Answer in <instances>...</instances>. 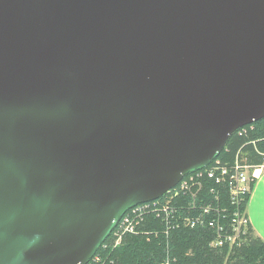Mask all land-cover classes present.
Wrapping results in <instances>:
<instances>
[{
	"label": "water",
	"instance_id": "1",
	"mask_svg": "<svg viewBox=\"0 0 264 264\" xmlns=\"http://www.w3.org/2000/svg\"><path fill=\"white\" fill-rule=\"evenodd\" d=\"M262 119L264 0H0V264H88Z\"/></svg>",
	"mask_w": 264,
	"mask_h": 264
},
{
	"label": "trees",
	"instance_id": "2",
	"mask_svg": "<svg viewBox=\"0 0 264 264\" xmlns=\"http://www.w3.org/2000/svg\"><path fill=\"white\" fill-rule=\"evenodd\" d=\"M253 143L264 152V119L243 127L228 140L224 150L217 157L221 163L230 165L237 152L243 154L251 165L259 166L264 163L262 155L256 153ZM204 187L198 199L194 201V209L200 212L206 206L214 209H225L217 216L214 211L203 215V219H222L226 224L230 215L236 210L227 193L225 183L216 184L204 178ZM249 190L242 196L239 212L246 217V207L254 186V178L249 181ZM168 194L150 202V209L160 210L165 205ZM217 197V198H216ZM192 197L181 195L178 199L170 200L168 205L176 208V215L184 218L192 210ZM151 211V210H150ZM150 211L145 215L136 234L127 235L119 246L108 244L110 235L97 250L88 264H264V242L255 234L251 226L245 227V234L232 245L224 244L219 247L211 245L215 231L206 225L193 227L183 225L182 221L172 214L168 215L169 228ZM190 218L193 214L190 213ZM228 227V226H226ZM97 257V260L94 258Z\"/></svg>",
	"mask_w": 264,
	"mask_h": 264
},
{
	"label": "built area",
	"instance_id": "3",
	"mask_svg": "<svg viewBox=\"0 0 264 264\" xmlns=\"http://www.w3.org/2000/svg\"><path fill=\"white\" fill-rule=\"evenodd\" d=\"M253 146L256 153L262 156L264 155V152L263 154L259 153L260 151L254 143ZM256 167L257 166L251 165L248 162V159L240 152L236 153L230 165L227 163L222 164L221 161L216 158L207 167L185 176L174 188L169 190L167 192L168 196L165 200V205L160 210L157 208L150 209L149 207H151V205H149V202L137 205L125 212L120 222L111 233V235L115 237L112 246H118L125 236L136 234L139 225L142 223L145 215L150 210V212L157 217H162L161 219L165 223L164 225H166L167 229L169 228L168 215L173 213V215L181 220L185 226L193 227L197 224H202L211 227L216 233L215 238L211 242L212 246L219 247L224 244H228L229 246L232 245L237 240H239L242 235L245 234V227L249 224V222H247V217H245L243 213H240L238 208L242 196H244L249 190L248 184L249 181L254 178L253 174ZM204 178L212 180L216 184H226L229 198L236 206V210H234L232 215H230L229 222L227 224L219 218L215 219V221L203 219V215H208L212 211H214L217 216L221 212L225 214V209L212 210V208L210 209L208 206H206L204 210L201 209L200 212L194 209V201L198 199V195L202 193L201 191L204 187L202 182ZM187 194L192 197V210H190L189 214H187L184 218H180L178 215H176V208L178 205L170 207L168 203L170 200L178 199L179 196ZM190 213L193 214L192 218L189 216ZM97 259V257L94 258V260Z\"/></svg>",
	"mask_w": 264,
	"mask_h": 264
},
{
	"label": "crops",
	"instance_id": "4",
	"mask_svg": "<svg viewBox=\"0 0 264 264\" xmlns=\"http://www.w3.org/2000/svg\"><path fill=\"white\" fill-rule=\"evenodd\" d=\"M254 186L246 207V217L253 233L264 242V164L254 169Z\"/></svg>",
	"mask_w": 264,
	"mask_h": 264
},
{
	"label": "rangeland",
	"instance_id": "5",
	"mask_svg": "<svg viewBox=\"0 0 264 264\" xmlns=\"http://www.w3.org/2000/svg\"><path fill=\"white\" fill-rule=\"evenodd\" d=\"M263 158H264V155L262 156ZM264 164V163H263ZM263 164H261V165H263ZM114 240H115V237L114 236H111V239L109 240V242H108V244H113V242H114ZM119 246V245H118Z\"/></svg>",
	"mask_w": 264,
	"mask_h": 264
}]
</instances>
